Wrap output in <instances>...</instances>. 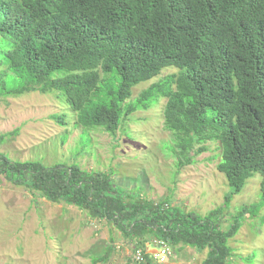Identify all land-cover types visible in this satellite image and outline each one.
Returning <instances> with one entry per match:
<instances>
[{
    "label": "trees",
    "instance_id": "1",
    "mask_svg": "<svg viewBox=\"0 0 264 264\" xmlns=\"http://www.w3.org/2000/svg\"><path fill=\"white\" fill-rule=\"evenodd\" d=\"M10 36L14 47L1 52L0 66L21 86L3 89L0 74V98L60 92L82 128L112 136L123 118L166 99L165 129L182 151L177 167L206 151L201 146L192 156L196 145L218 143L217 170L231 194L202 217L167 200L131 197L108 173L78 164L48 167L0 152V177L113 223L138 242L135 250L145 253L155 239L174 249H207L203 264H231L229 241L240 217L256 215L262 205L244 207L227 231L218 216L254 173L261 175L264 201V0H0V37ZM167 69L177 72L131 101L134 87ZM59 70L66 74L53 78ZM14 134L0 135V145ZM146 262L152 264L149 255Z\"/></svg>",
    "mask_w": 264,
    "mask_h": 264
},
{
    "label": "rangeland",
    "instance_id": "2",
    "mask_svg": "<svg viewBox=\"0 0 264 264\" xmlns=\"http://www.w3.org/2000/svg\"><path fill=\"white\" fill-rule=\"evenodd\" d=\"M13 47L11 36L0 37V60L4 57L1 52ZM176 72L164 70L154 80L134 87L131 101L151 84ZM0 74L4 76L3 89L21 86L20 79L8 67L0 66ZM65 74L59 70L53 78ZM166 102L159 99L149 110L123 118L112 136L101 128H82L77 113L60 92L4 96L0 98V135L14 131L16 134L6 138L0 152L13 161H35L48 167L78 164L88 172H105L131 197L167 200L173 208L206 217L224 207L226 196L231 194L225 175L217 170L219 145H196L192 156L201 146L206 151L194 156L193 164L178 168L182 151L173 134L165 129ZM56 115L63 118L64 125L53 118ZM260 184L261 175L254 173L218 216L220 229L227 231L244 207L262 205L256 215L240 217V229L229 241L234 251L231 264H264V201ZM154 241L146 243V251L155 248ZM137 245L113 223L92 219L86 211L64 202L51 203L0 177V264H136L133 254ZM170 252L164 264H203L208 250L170 247Z\"/></svg>",
    "mask_w": 264,
    "mask_h": 264
},
{
    "label": "built area",
    "instance_id": "3",
    "mask_svg": "<svg viewBox=\"0 0 264 264\" xmlns=\"http://www.w3.org/2000/svg\"><path fill=\"white\" fill-rule=\"evenodd\" d=\"M152 246L155 247V250L153 251L149 250L147 251V254H150L153 263L155 264L166 263L167 259L171 255L170 249L167 246V244H165L162 241H154ZM134 261L136 264H145L146 261H145L144 253L140 249H137L134 252Z\"/></svg>",
    "mask_w": 264,
    "mask_h": 264
},
{
    "label": "bare ground",
    "instance_id": "4",
    "mask_svg": "<svg viewBox=\"0 0 264 264\" xmlns=\"http://www.w3.org/2000/svg\"><path fill=\"white\" fill-rule=\"evenodd\" d=\"M165 244H166V243H165ZM167 246H168V245H167ZM168 247H169V246H168ZM146 249H147V248H146ZM169 249H170V247H169ZM140 250H141V249H140ZM153 250H155V248H153L151 251H153ZM135 251H136V250H135ZM135 251H134V252H135ZM141 251H142V250H141ZM142 252H143V251H142ZM143 253H144V252H143ZM146 255H147V256H148V255L150 256V254H147V251H145V253H144L145 261H146ZM133 256H134V254H133ZM150 258H151V261H152V257H151V256H150ZM145 264H147V262H145ZM152 264H154L153 261H152Z\"/></svg>",
    "mask_w": 264,
    "mask_h": 264
}]
</instances>
